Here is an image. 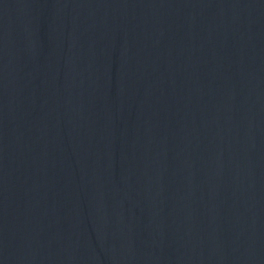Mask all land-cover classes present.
Wrapping results in <instances>:
<instances>
[{
  "label": "water",
  "instance_id": "obj_1",
  "mask_svg": "<svg viewBox=\"0 0 264 264\" xmlns=\"http://www.w3.org/2000/svg\"><path fill=\"white\" fill-rule=\"evenodd\" d=\"M0 264H264V0H0Z\"/></svg>",
  "mask_w": 264,
  "mask_h": 264
}]
</instances>
